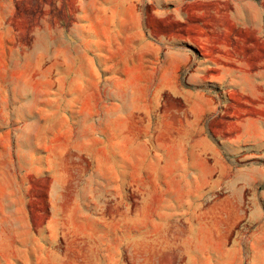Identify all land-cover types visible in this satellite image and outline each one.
Masks as SVG:
<instances>
[{
    "label": "rangeland",
    "instance_id": "rangeland-1",
    "mask_svg": "<svg viewBox=\"0 0 264 264\" xmlns=\"http://www.w3.org/2000/svg\"><path fill=\"white\" fill-rule=\"evenodd\" d=\"M0 264H264V0H0Z\"/></svg>",
    "mask_w": 264,
    "mask_h": 264
}]
</instances>
